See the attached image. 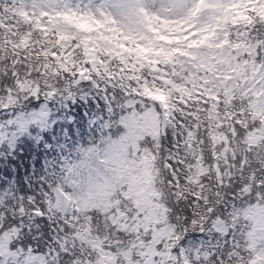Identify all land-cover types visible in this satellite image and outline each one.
Returning a JSON list of instances; mask_svg holds the SVG:
<instances>
[{"label": "snow or ice", "instance_id": "6c2138e0", "mask_svg": "<svg viewBox=\"0 0 264 264\" xmlns=\"http://www.w3.org/2000/svg\"><path fill=\"white\" fill-rule=\"evenodd\" d=\"M0 111V264H264V0H0Z\"/></svg>", "mask_w": 264, "mask_h": 264}, {"label": "trees", "instance_id": "16d2710c", "mask_svg": "<svg viewBox=\"0 0 264 264\" xmlns=\"http://www.w3.org/2000/svg\"><path fill=\"white\" fill-rule=\"evenodd\" d=\"M33 107L32 104H26L24 110H31ZM79 105L69 106L67 109H60L59 115L66 119L68 115L73 118L77 117V109ZM20 109H17L19 111ZM80 113H83V109L79 108ZM13 117L15 116V112H13ZM9 113L5 111H0V122H4L8 120ZM6 151L5 149L0 148V152ZM43 149L35 148L29 141H21L17 147L13 156H10L7 161H5L2 157H0V181L8 182L12 179V175H9L11 169H15V178L17 185L20 186L23 184V180L25 177H29L33 158L38 154H43Z\"/></svg>", "mask_w": 264, "mask_h": 264}]
</instances>
